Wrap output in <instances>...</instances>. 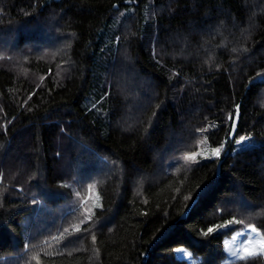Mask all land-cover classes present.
I'll list each match as a JSON object with an SVG mask.
<instances>
[{"label": "trees", "instance_id": "obj_1", "mask_svg": "<svg viewBox=\"0 0 264 264\" xmlns=\"http://www.w3.org/2000/svg\"><path fill=\"white\" fill-rule=\"evenodd\" d=\"M245 225L264 0H0V264H264L226 261Z\"/></svg>", "mask_w": 264, "mask_h": 264}, {"label": "snow or ice", "instance_id": "obj_2", "mask_svg": "<svg viewBox=\"0 0 264 264\" xmlns=\"http://www.w3.org/2000/svg\"><path fill=\"white\" fill-rule=\"evenodd\" d=\"M201 131H206V129H201ZM245 138H241L243 140ZM204 140L206 141L207 138L205 137ZM240 143V141H237ZM221 149L220 148H213L212 154L219 156ZM199 153H193L189 156H186V159H195V156ZM230 221L229 223H231ZM236 223H241V221H235ZM79 231V227L76 228ZM67 231V229L65 230ZM213 229L209 228L207 232L204 234L207 235L208 232H212ZM255 234V235H252ZM57 239V238H53ZM93 240L95 237L93 236ZM237 241L239 243L237 244ZM258 245L259 247H255ZM225 249L228 255L236 260H243L248 261L255 256L264 255V233L258 231V229L253 225H245L243 231L238 230L235 235L231 237V242L225 241ZM178 253L188 255V253L183 248L176 249Z\"/></svg>", "mask_w": 264, "mask_h": 264}, {"label": "rangeland", "instance_id": "obj_3", "mask_svg": "<svg viewBox=\"0 0 264 264\" xmlns=\"http://www.w3.org/2000/svg\"><path fill=\"white\" fill-rule=\"evenodd\" d=\"M130 114H131V112H130ZM122 119L125 120V117H123ZM239 141H240V143H237L235 150H241V149H245V148H251V147L255 146V144H256L255 141H252V140L247 139V138H245V139H243V140L240 139ZM236 233H237V232H236ZM236 233H235V234H236ZM235 234H234V235H235ZM252 235H255V234H252ZM225 241H229V242H231V237L226 238ZM238 243H239V241H237V244H238ZM255 247H259V246L256 245ZM225 250H226V249H225ZM185 251L188 253V255H184V254H181V253H178V252H177L176 254H177V256H178L179 258L186 259L187 262H188V264H195L196 261L192 258V254H191L188 250H186V249H185ZM226 253H227V251H226ZM235 260H236V259L230 257V256L228 255V253H227V259H226L227 262H231V261H235Z\"/></svg>", "mask_w": 264, "mask_h": 264}, {"label": "water", "instance_id": "obj_4", "mask_svg": "<svg viewBox=\"0 0 264 264\" xmlns=\"http://www.w3.org/2000/svg\"><path fill=\"white\" fill-rule=\"evenodd\" d=\"M240 124V106L238 107V113L237 116L235 117L234 123H233V127H232V132H231V140H234L236 138V134L238 131V127Z\"/></svg>", "mask_w": 264, "mask_h": 264}]
</instances>
